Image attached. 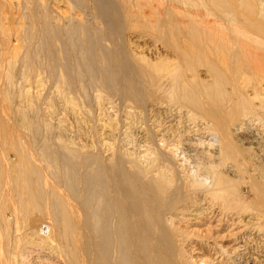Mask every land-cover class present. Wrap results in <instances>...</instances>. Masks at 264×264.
Wrapping results in <instances>:
<instances>
[{"label":"bare ground","instance_id":"bare-ground-1","mask_svg":"<svg viewBox=\"0 0 264 264\" xmlns=\"http://www.w3.org/2000/svg\"><path fill=\"white\" fill-rule=\"evenodd\" d=\"M74 1L77 2V4L83 3V0ZM98 2L101 3V6L99 7L100 13H102L101 15H115L117 12L116 5L113 4V2L109 0H97V3ZM262 2L264 1H238V7H241L242 9L240 16L248 25L247 29L249 31L251 29V31L258 32V34H233L232 36H228L229 34H201V29L194 20H189L188 18L183 17V28H185L187 34H161L160 37L162 39H170L169 42L167 41L169 50L166 49L164 51L165 53H156L155 60H151L152 57L147 58L143 55H133L134 62H132L131 59V61L127 59L129 60V62H127L124 60L126 58H122L120 49H118L119 51L115 50L113 53H110L106 49L107 52H109V56H103L104 61H101L102 63H105L100 69L98 66V68L96 67V62L98 61L97 51H100L98 54H101L105 49L103 47L104 41L115 47V38L117 34L116 36L111 34L114 27L111 25L113 22H108V25L105 28L95 26L97 28V30L95 29L97 31H95V33L88 32V34H84L88 27L85 28L82 25L86 24L84 23V20V22L80 20L83 22L81 24V22H77L80 18L75 21L70 15V17H68L67 14L59 15L61 11L57 14L59 15L57 18L56 16L54 18V16L49 13H45V15L40 14L41 11L40 13H36L34 9L32 12H26L28 8L26 5L27 8H24L25 11L23 15L25 18L23 16V21L27 20V22H22L28 26V21L34 20L35 18L36 21H39V26H41V29L39 28V30L42 35V42L40 45L42 46V50L48 54L46 55L50 57L49 59L54 61L58 60L56 59L58 57L56 55V44L57 42L59 43L57 44L59 48L60 40L65 39L63 41L65 42V44L63 43L65 51L68 50L72 56L76 55L77 59L79 58V61H82L81 65H79V62H76L78 63L77 66V64H73L76 61L73 59L76 58L68 56L70 54H67L68 59L66 62V58L64 57L66 63L64 66V78H67L66 80L70 81L76 78V81L77 79L79 81V77H89L90 84L91 81L93 83L94 80L95 84L97 83V85H99L100 83L102 87L108 88L114 96H118L120 99L124 100V103L127 104L129 110L128 113L136 114V112H138L137 118L146 117V110L150 109V112L151 110H154L157 113L160 112L161 115L163 114L167 123H170V126L171 124H175L172 122H175L176 120L178 121L176 122L179 124V127L180 124L187 125V123H193L194 125L197 121L201 122L199 119H201L202 122L204 121V123L203 126L199 124L201 127H198V130L195 128L197 131L194 134L193 132L190 133L192 130L182 134L180 133V137H178L179 140L174 144L172 142L171 145L169 144L170 140L168 141L167 135L170 134L172 137L173 135L174 137H177L179 135L176 134L179 132H174L172 131L173 129L160 131L156 127L154 128L158 131L153 132L146 126L147 119L144 118L143 121L146 123L145 126L147 128L143 130V126L142 130L146 140L143 139V134L141 135V140L146 141V144L149 143L151 147H148L147 145L144 147L148 149L146 151L144 150L146 154L144 152L145 155L143 157L140 156L142 159H135L133 157L126 158L124 157L125 155L123 156L122 154L123 151H120L121 153H119L120 149H114L115 147L110 149L111 147L107 146V144L105 146L110 147L106 148L110 149L111 152H109V157H107V153V158L104 159L99 154L78 153L76 150L62 148L59 144H56V147L60 146L61 148H58L54 152V148L50 147L51 145L49 146L46 142H43L42 145L39 146L41 147V150L36 156L32 153L33 151L35 152V150H31L32 152H30L28 145L23 139L24 137L18 130L19 132L15 133L14 139H12L13 141L10 142L11 144L12 142L14 143L15 149L17 153H19L18 163L17 161V164L14 163L15 167L12 172L15 188L11 185L10 186L15 189L19 195L18 197L16 194L19 199L17 203H15L17 205V210L15 211L17 217L21 219V221L24 220L25 231L23 232L21 230V232H23L22 241H20L21 238H17L19 240L18 242L15 240L17 235L14 239H11V232L19 231V226L17 225L18 227H15V229L13 227L14 230H12V227L9 225L6 218L7 215L4 208H0V264H8V261H10V264H26L23 253V250L28 247L26 245L37 246V248L38 246H41L42 250L43 247H45V250H52L50 252H53L52 254L55 255L57 260V263H54L55 260L53 259L54 262L52 264L215 263V260L206 258L205 260L200 259V261L197 262V259L195 260L190 256L189 258L186 255L185 245L182 246L178 243L187 241L191 243V241L190 238L179 229V225L189 221L188 216H196L197 214L195 212H199L200 210L197 206H199L200 203H203L204 199L208 196L214 199L223 200L224 204L228 202V204L224 206L225 208L227 206L232 207H230L232 212L230 213L229 211L231 214V218H229L230 216L228 217L229 219H232L233 216L237 215V209L242 207L241 204L243 200L247 203L252 202L253 204L258 202L259 206L264 207V187L255 182L253 184L249 183V186L245 183L248 188L251 189V198L248 200L247 197H243L244 194L240 192V187L225 176L226 173L224 175L217 171V169L215 170L213 167L210 168L209 165H207L206 168H210L211 170L208 169L207 172L203 171L202 165H199L201 162H198V166L193 167L191 166L193 163L195 164V162L192 161L193 157L192 159H189L192 161V164L191 161L188 162L187 159L195 154L193 153L195 151H193L195 146L198 147V150L200 148V151H197V153L201 152V149H203L202 153H206V156L207 154H210L213 157L218 158L226 157L225 160L227 158H232L237 150L235 149L234 138H232L233 132L237 134L246 133L247 137L245 140L250 146H258L261 140H263L261 139L262 137H260L263 136V134H257V132L253 131V127L250 125V121L253 120L254 117L259 116V111L264 109V22H262L264 20V3ZM139 6L142 5L137 3L136 7L139 8ZM125 7L128 8V4H125ZM8 9L9 7L6 9L5 3L0 1V62L11 64L21 54L20 50L23 48V45H20L21 41H18L20 36L17 39V42H19L18 45L15 46V44L13 45L11 43V40H13L12 36L15 35L16 38V34L18 33L14 29L17 23H9ZM153 9L158 12V15H161V11L159 12L155 8ZM61 13H63V11ZM126 13L127 17H124V20L126 18L130 20L132 14L129 13L128 10ZM103 17L108 20L107 15L106 17ZM109 17L110 16H108V18ZM76 18L77 16L75 19ZM53 19L58 21H61L62 19L65 26H61L63 21L62 24L59 25L55 23ZM101 19L103 20V18ZM31 25L32 24L29 25L30 29L32 28L30 27ZM17 26L19 27V24H17ZM178 27L180 26H177V28ZM23 28L25 29V27ZM66 28L67 34H64ZM89 29L87 30L90 31ZM11 30L14 34L11 33ZM179 38L184 39L185 45L180 46L174 41ZM229 40L232 44L234 43L233 47H229L231 45V43L228 42ZM27 48L28 47H25V50ZM124 49L125 48H123V50ZM22 50H24V48ZM42 50L40 49V51ZM34 51V54L36 55L38 50L35 48ZM34 51H32L31 54H33ZM124 51L123 55L126 54ZM26 53H22L25 55H23L24 59L22 58L25 62L24 66L31 68L33 61H30V56ZM42 54L43 53H41V56L43 57L44 54ZM101 56L100 59H103ZM124 57H126V55ZM44 60L45 58L43 61ZM23 61H21L22 66ZM62 61L63 60H61V62ZM34 62L36 63V60H34ZM37 64H40V62L38 63L37 61ZM44 64L45 66L48 65L45 61ZM14 65H16V63ZM54 65L53 68L56 67V64ZM57 68L58 67H56V69ZM24 69L27 70L26 68ZM47 69L49 70L50 68L47 67ZM58 69L57 71L59 73L60 70ZM53 72H55V70ZM58 79L60 80V78ZM86 81L88 82V80ZM79 83L83 85L85 81L83 83L79 81ZM81 84H79V87ZM97 85L95 87L93 83L94 88H97ZM101 86H98L100 87V92L103 91ZM91 87L88 89L94 90V88L91 89ZM95 93H98V91ZM119 98H116L118 101V107L121 106V104H119L121 101ZM0 99L2 98L0 97ZM258 101L261 103V106L259 107L260 110L256 107ZM118 107L117 109H120ZM3 109L5 110L4 105ZM123 110H125L126 113V108L124 109L123 107ZM119 113L121 114V112ZM133 118L132 115V119ZM134 119H136V117ZM155 119L154 123L156 125ZM141 120L142 118L140 119V122ZM159 120L160 119H158V121ZM239 120H243L240 122L241 124L234 123V121ZM8 125L10 124L4 121V119L0 123V149L8 139L5 134L6 132H9ZM163 125H165V123ZM123 126L125 127V123ZM184 126L182 127L185 128ZM119 127H121V124ZM159 127L161 128V126ZM125 128H123V130H127L128 127L126 126ZM189 128L192 129V127ZM117 131L120 132V129ZM157 133L161 136V146L166 147L165 151L161 148L160 144L158 145L157 140L159 138L156 140ZM120 134L122 135V133ZM172 137L170 138L173 139ZM109 138L107 136V140ZM111 139L114 141L115 138ZM117 142L118 141L116 140V146ZM65 145L64 147H66ZM112 145H114V142ZM184 145L189 148L192 147L193 152H191L193 154L189 151L192 154L191 156H188L189 148H185V151L182 152L181 147ZM123 148L121 147V150H123ZM167 148L170 149L168 150ZM86 152L88 153L89 151ZM125 152L126 151H124V154ZM2 153L5 154L4 152ZM93 153H95V151H93ZM3 154L0 157V175L4 174L5 176L7 172H4L6 171V168H8L7 166L9 162L6 161L7 159H4L5 157H3ZM17 155L18 154H16V157ZM198 155L200 154H197V156ZM181 160L183 162L180 165L178 162ZM194 160L196 159L194 158ZM58 171L61 172V174ZM244 175L246 176V174ZM5 177H3V175L2 177L0 176L2 180L4 178V181H7L5 180ZM4 181H2L1 185H3ZM8 183L9 182H7L6 185ZM11 183L13 184V182ZM1 190L3 192V189ZM7 191L10 192L11 190ZM6 194L8 195V193ZM9 194L11 197V193ZM257 194L259 196L256 198L255 195ZM11 205L13 206L14 203H11ZM224 206L223 209H225ZM197 209L199 210L197 211ZM201 212L203 213L202 209L199 212L200 214H198L201 215ZM240 212H242V210H240ZM246 212H248V210ZM37 213L40 214V216L47 217L48 224H41L40 217V219L35 217L37 219L33 220V215ZM15 219L13 221H15ZM12 224L13 223H11V225ZM234 224L235 223H233V225ZM260 228L262 229V227ZM22 229H24V226ZM18 234H20V231ZM35 235L36 237H34ZM23 246L25 247L24 249ZM229 248L230 247H228V249ZM228 249L222 245H217V248L214 250L218 251L217 254L224 257V260L227 259L228 261H232L233 264H236L238 261L240 264L241 261L238 259H232V255H236L237 250L235 249L234 253L229 255L228 252H230L232 248H230V250ZM31 250H33V248ZM253 256L251 254L250 258ZM35 259L37 258L35 257ZM248 259L249 258L241 264H252L250 259Z\"/></svg>","mask_w":264,"mask_h":264},{"label":"rangeland","instance_id":"rangeland-1","mask_svg":"<svg viewBox=\"0 0 264 264\" xmlns=\"http://www.w3.org/2000/svg\"><path fill=\"white\" fill-rule=\"evenodd\" d=\"M0 1H3L5 3L6 9L9 7V9H8V12H9L8 15H9V21H10L9 23L15 22V23L19 24V27L16 24L15 25L16 27L14 28L15 31L19 35L16 34V38H15V35H13L12 36L13 40H11V43L13 45L15 44V46L18 45L19 42H17V39L20 36L18 41H21L20 45L22 44L23 45L22 47L24 48V50H22L23 48H21V50H22V51L20 50L21 56L19 55V57L16 58L13 61V63L7 64L6 62H4V63L0 62V93H1L0 97L2 98V99H0V104H1L0 105V110H1L0 111V118H1L0 123L4 119V121H6L10 124V125H8V129H9L8 131L9 132L5 133L8 139L4 143V146L1 147L2 150L0 149V152H1L0 157L3 154L2 152H4L5 153V154H3V157H5L4 159L5 160L7 159L6 161L9 162V164L7 166L8 168H6V171L4 172V173L7 172L5 174L6 177L8 175L7 179L4 176V174L0 175L1 177L3 175V177H5V180H7V181H4V178H3V180H2V178H0V182H1L0 188L3 189V192L0 189V191H1L0 192V204H1L0 208H2V209L4 208L6 215H7V217H6V215H5V217L7 218L9 225L12 227V230H14L15 227L19 226L18 228H19L20 234H18L19 231H17V232H11L12 236L10 235L11 239H14V237L17 235L15 237V240L17 242L19 241L18 240L19 238H21L20 241L23 240L22 235H23V232L25 231V225H24L25 222H24V220L21 221V219H19L17 217L16 211H15V210H17L16 209L17 205L15 203H17V201H18L19 195L17 194V191L15 189H13V188H15V184H14V178H13L12 172L14 170L15 164L18 163L19 153H17V151L14 147V143L12 142V144H11L10 142L13 141L12 139H14V135L16 132L20 131L21 135L24 137L23 139H24L25 143L29 147L30 152L35 150V152L33 151L32 153H34L36 156L40 153V150H41V147H39V146H41L43 142H46V143H48L49 146L51 145L50 147L54 148V152L58 148L62 147V148L76 150V151H78V153L94 154V155L99 154L104 159H106L110 155V153H109V152H111L110 149H113V147H115L114 149H116V148L120 149L119 153H121L123 151L122 154H123V156L125 155L124 157H126V158H132L133 157L135 159H142V157L146 154L145 151L148 149V148L146 149L144 147H146V145L148 147H151L149 143L146 144V141H144L146 139L144 137L143 130H145L147 127L149 128V130L151 129L153 132H157L158 130L162 131L165 129H170V130L173 129L172 131H174V132L178 131L179 133H177L176 135H179V136H177V137H174V135L172 137V135H170V134L167 135L168 141L170 140L169 144H171L172 142L174 144L179 140L178 137H180V133L182 134L184 132H189L190 130H192V131H190V133L193 132V134H194L198 130V127L203 126V123H204V121L202 122V120L199 119L201 122L197 121V123L194 125H193V123L190 124V123L186 122L187 125L184 124L185 125L184 126L183 124H180V127H179L178 126L179 124L177 123L178 121L176 120L177 122L176 121L172 122L175 124H171V126H170L169 125L170 123H167L163 114L161 115L160 112H159L160 113L159 114L154 110H151V112H150V109H148L149 111L146 110V115H147L146 117L137 118L138 112H136V114L135 113L134 114L128 113L129 110L127 108V104L124 103V100L120 99L118 96L117 97L114 96L108 88L102 87L100 83H99V85H97V83L95 84V82L93 80L95 87L97 85V88H94L92 81H91V84L89 82L90 81L89 77H84L85 79L79 77V79H80L79 81L82 83L85 81V83H83V85L85 84L87 86H85V85L83 86L81 83H79L78 79H77V81H78L77 82L76 78L74 80H70V81L66 80L67 78L66 79L64 78V76H65L64 66L66 64L64 61V57L66 58L65 60L67 62V59H68L67 54H70V53L68 50L65 51V48L63 45V43L65 44V42H63L65 39L60 40L61 42L59 41L60 42L59 48L63 47V48H61L63 50L58 48V45H57V44H59L58 42L56 44V55L58 56V57L56 56L57 57L56 59H58V60L55 59L56 61H54V60L49 59L50 57L47 56L48 54L42 50V46L40 45V43L42 42L41 41L42 35H41L40 30H39V28L41 29V26H39V24H40L39 21L38 20L36 21V18L34 20L28 21L29 25L30 24L33 25V26L32 25L30 26L33 28V29L31 28L32 30L29 28V25L27 26V24H25V23L23 24V22H27L26 19H25L26 21H23V19L25 18L23 13L27 7L28 8H27L26 12L27 11L32 12L35 10L36 13H38V12L40 13V11H41L40 14L45 15V13H49L52 16H54V18H55V16L57 18L60 14H62V15L67 14L68 17L72 16L75 21L78 18H80V19H78L77 22L80 23L81 21L84 20L85 22L84 21L83 22L86 23L87 25L82 24L83 22H81V24L85 28L88 26L87 29L90 28L89 30L91 31L90 32L86 29L84 34H88V32L89 33H95V31L97 30L96 27L105 28L108 25V22L109 23L113 22L114 24L112 23L111 25H113L114 27L112 29L113 31L111 34H114L115 36L117 34V36L115 38L116 39L115 40V47L111 46V44L104 41L103 47L105 49L103 48L104 50L101 53L102 56H101V54H98V53H100V51H97L98 61L96 62V67L98 66L99 69L102 68L103 64L105 63V62L102 63V61H104L103 56H105V55L109 56V54H108L109 52L113 53L115 50H118V49H120L122 58H126L124 60L127 62H129L130 59L132 60V62H134L133 55H135V56H142L143 55L144 57H147V58L152 57L151 60H155L156 59L155 57L157 55L156 53H158V52L165 53L164 51L166 49L169 50L167 41L169 42L170 39L169 40L162 39L160 37L161 34H187L185 28H183V23H182L183 17L188 18L189 20H191V19L194 20L198 24L199 28L201 29V34H226V35L229 34L228 36H232L233 34H258V32L251 31V29L249 31L247 29L248 25L243 21L242 17L240 16L242 9H241V7H238V1L239 0L238 1L237 0H213V1L212 0H109V1L113 2V4L116 5L117 12L115 13V15L114 14L108 15L105 13L107 15L108 20H106L103 17V16L106 17V15H101L102 13H100V8H99L101 6V3L100 2L97 3V0H83L82 4H79V3L77 4V2H75L74 0H43V1L42 0H40V1L39 0H36V1L35 0H0ZM35 2H36V4H35ZM137 3H140L142 6H139V8L136 7ZM262 3H264V2H262ZM34 4H35V6H34ZM47 4H48V6H47ZM125 4H128V8L125 7ZM26 5H27V7H26ZM37 8L39 11L37 10ZM153 8H155L159 12L161 11V15H158V12L155 11ZM127 10L129 11V13L132 14L130 16L131 17L130 20L128 18H126L124 20V17H127V13H126ZM237 10L238 11L240 10V11L238 12ZM60 11L61 12L63 11V13H61ZM58 13H59V15H57ZM10 14H11V16H10ZM23 16H24V18H23ZM76 16H77V18L75 19ZM108 16H110V17L108 18ZM117 16H118V18H117ZM101 18H103L104 21ZM53 21H55V23L61 25L63 20L61 19V21H58V20L53 19ZM241 21H243V22H241ZM37 22H38V24H37ZM162 22H163V24H162ZM262 22H264V20ZM104 23H106V24H104ZM24 25H26V26H24ZM61 26L62 27L65 26L64 21H63V24ZM177 26H180V27L177 28ZM23 27H25V29ZM29 29L31 30V33H30ZM180 29H182V30H180ZM26 30L28 33L26 32ZM23 31L25 32V34ZM11 33H13L12 30H11ZM32 33H34V34H32ZM64 34H67V28H66V31L64 32ZM118 34H119L121 39L119 38ZM31 36H32V38H31ZM24 37L27 39H25ZM36 40H37V42H36ZM174 41L180 46L185 45L184 39H182V38L176 39ZM28 42H29V44H28ZM228 42H230V40ZM230 43H231V45L229 47H231V46L233 47L234 43L233 44H232V42H230ZM26 45H28V46H26ZM29 45H30V47H29ZM36 45H37V47H36ZM25 47H28L27 49L30 52L27 49L25 50ZM107 47H109V48H107ZM35 48H36V50H38V52H36V55L34 54ZM123 48H125L124 49L125 51L123 50ZM40 49L43 52L40 51ZM106 49L109 52H107ZM59 50H60V54H59ZM122 50L126 53L125 54L126 57H124L125 55H123L124 53ZM32 51H34L33 54H31ZM62 51H63V54H62ZM23 52H24V54L27 52L28 54L27 53L26 54L28 56H30V61H33L31 68H29L27 66L28 67V69H27V67L24 66L25 62L23 61V59H24L25 55L22 54ZM39 52L43 53L44 56L42 57L41 53H39ZM57 52H58V54H57ZM37 53H38V55L39 54L40 55L38 56ZM61 54L63 55V58H62ZM153 54H154V56H153ZM33 55H35L36 57ZM68 56H72V54H70ZM74 56H72V57L76 58V59H73V60L74 61L76 60V61L75 62L73 61L74 62L73 64L74 65L77 64V66H78V63H76V62H79V65H81L82 61H79L80 59L79 58L77 59L76 55H74ZM100 56L103 59H100ZM128 56H130V57H128ZM153 57H154V59H153ZM44 58H45V60H44L45 63L48 64L46 66H45L44 61H43ZM127 59H129V60H127ZM34 60H36V63L34 62ZM61 60H63L62 61L63 63L61 62ZM21 61H23V66L28 71L23 68ZM37 61H38V63L40 62V64H37ZM48 61H50V62H48ZM15 63H16V65H14ZM41 63H42V65H41ZM98 63H99V65H98ZM43 64H44V66H43ZM51 64H52V66H51ZM54 64H56V67L59 68V69L57 68L58 70H60L59 73H58L56 67L53 68V66H55ZM57 65H59V66H57ZM35 67H36V69H35ZM47 67H49L50 69L48 70ZM45 69H47V70H45ZM30 70H31V72H30ZM54 70H55V72H53ZM50 73H51V75H50ZM57 75H58V77H57ZM58 78H60V80ZM77 78H78V76H77ZM86 80H88V82ZM66 81H67V83H66ZM64 83H66V84H64ZM69 83L73 86H71ZM78 83L81 84L82 87H81V85L79 87ZM86 83H88L89 85ZM77 84H78V86H77ZM98 86H101V88L103 90V91L101 90L102 92H100V90H99L100 87H98ZM84 87H86V88H84ZM90 87H91V89L94 88V90H89L88 88H90ZM69 88H71V89H69ZM81 88H82V90H81ZM96 90L98 91V93H95V92H97ZM70 91H71V95H70ZM84 91L87 93H85ZM105 92H107V93H105ZM84 94H87V95H84ZM79 95H81V96H79ZM67 98H69V99H67ZM71 98H72V100H71ZM116 98H119L121 100V101L119 100L120 101L119 104H121V106L119 105L120 107H118V101ZM260 104H261L260 101H258L256 103V107L259 110H260L259 107L261 106ZM3 105L5 107V110L3 109ZM6 107H7V109H6ZM117 107L120 109H117ZM123 107H124V109L126 108V113H125V110H123ZM119 112H121V114ZM127 113H128L129 117L127 116ZM124 115H126V116H124ZM132 115L134 118L136 117V119H134V118L132 119ZM258 115L259 116L254 117L253 120L250 121V125H251V127H253L252 128L253 131L257 132V134L258 133L260 135L263 134V136H260V137H262L261 139H263V140H261V142L259 144L260 146L259 145L258 146H254V145L250 146V144L247 143V141L245 140L247 137L246 133L237 134V133L233 132L232 138H234L233 141L235 144V149H237V150L235 151L232 158H227L225 160L226 157H219L218 158V157H213L210 154H207V156H206V153H204V154L202 153L203 149H201V152L197 153V151H200V148L198 150L197 146H195V148L193 149V151L195 150L194 152L192 151V147L189 148L188 146H185V145L183 146L184 148L181 147L182 152L185 151L184 150L185 148H189L188 152L192 151L193 153H195V154H193L191 152L193 155L190 152L188 153V156L189 155L190 156L192 155V156H191V158L188 157L187 161L190 162L191 160H189V159H192V157H193L192 161L195 162V164L197 162V164L195 165L194 163L192 164V161H191V164H192L191 166H193V167L198 166V164H199L198 162H201L199 165L200 166L202 165L203 171L207 172L208 169L213 167V169H215V170L217 169V171L223 173L224 175L226 173L225 176L228 179L235 182L240 187L239 190L241 193L244 194L243 197H245V198L247 197L248 200H250V198H251V195H250L251 189L248 188V186L251 183L253 184L255 182V183L259 184L260 186L264 187V153H263L264 152V148H263L264 147V142H263L264 141V125H263L264 124V109L260 110ZM153 117H154V119L156 118L155 119L156 125L154 123ZM127 118H131V119H127ZM141 118H142V120L140 122ZM144 118L147 119V121H146L147 124L143 121ZM158 119H160V120L162 119L164 121H162V120L158 121ZM134 120H136V121H134ZM120 121H121V123H120ZM148 121L150 122V124ZM242 121L243 120L234 121V123L241 124L240 122H242ZM130 122H132V123H130ZM151 122H153V123H151ZM115 123H116V125H115ZM124 123H125V127L126 126L128 127L127 130H123V128H125L123 126ZM164 123H165V125H163ZM120 124H121V127H119ZM129 124H130L131 128H130ZM145 124L147 127L145 126ZM157 124H158V126H157ZM197 124L198 125L200 124L201 126L200 125L198 126ZM134 125H136V126H134ZM159 126H161V128ZM182 126H184L185 128H183ZM188 126L192 127V129L189 128ZM142 127H143V130H142ZM150 127H152L153 129ZM154 127H156L158 130L155 129ZM178 127H179V129H178ZM195 128H197V130H195ZM118 129H120V132L117 131ZM182 129H184V130H182ZM129 130H130V132H129ZM108 131H111V132H108ZM36 132H37V134H36ZM114 132H117V133H114ZM120 133H122V135ZM123 134H125V135H123ZM8 135H9V137H8ZM141 135L144 137L143 138L144 140H141L142 139ZM240 135H241V137H240ZM104 136H106V137H104ZM107 136H108V138L110 137L108 140H107ZM119 136H120V138H119ZM122 136H123V138H122ZM130 136H131V138H130ZM170 137H172L173 139H171ZM111 138H115L114 141ZM160 138H161V136L158 134L156 140L158 139L157 140L158 145L160 144V146H161L162 142H160V140H161ZM116 140L119 142V143L117 142L118 147L116 146V143H115ZM123 140H125V141H123ZM166 140H167V138H166ZM109 141H111V142H109ZM168 141H167V143H168ZM113 142H114L115 146L112 145ZM142 142H143V144H142ZM6 143H7V145H6ZM108 143H110V144H108ZM56 144L61 145V147L60 146L56 147ZM106 144H107V146H110L111 148L105 146ZM64 145L66 147H64ZM106 147L110 148V149H107ZM121 147L122 148L124 147L123 150H121ZM79 148L81 151L79 150ZM89 148H90V150H89ZM97 148L102 149V150H99ZM161 148H163L164 151L166 149V147H163V146H161ZM170 148H167V149L169 150ZM83 149H84V152H83ZM92 149H93V151H95V153H93ZM257 149H259V150L261 149V150L259 151ZM104 150H105V152H104ZM86 151H89V152L87 153ZM106 151H108V152H106ZM124 151H126L128 153L125 152V154H124ZM101 152H103V153H101ZM144 152H145V154H144ZM107 153H108V155H107ZM16 154H18L17 157H16ZM197 154H200V155L197 156ZM106 155H107V157H106ZM140 156H142V157L140 158ZM194 158L196 160H194ZM205 159H206V161H205ZM214 160H216L217 162ZM16 161H17V163H16ZM182 162L183 161L181 160L178 163L181 165ZM227 163H228V165H227ZM207 165H209L210 168H206ZM179 167H181V166H179ZM7 169H8V171H7ZM205 169H207V170H205ZM240 170L242 173L240 172ZM59 173L61 174V172H59ZM244 174H246V176ZM11 177H12V180H11ZM249 177H251V178H249ZM1 180L4 181L3 182L4 186L1 185L2 184ZM248 181H251V182H248ZM5 182L6 183L9 182V183L6 185ZM11 182H13V184ZM245 183L247 185L249 183L250 184L247 186ZM10 185L13 186V188H11ZM243 185H244V188H243ZM5 188L7 190H11V191L9 192ZM15 191H16V193H15ZM6 193H8L9 196ZM9 193H11V195L13 197L12 196L10 197ZM16 194L18 197L16 196ZM255 196L257 198L259 195L257 194ZM10 198L13 200V202ZM16 198H17V200H16ZM206 198L204 199V202L202 201L203 203H200L199 206H197L200 210L202 209L204 214L201 212L202 214L199 215L200 210L197 209V211L199 210V212H195V213L198 216L197 215L196 216H188L189 221H187L185 223H181L179 225V229H181V231H183L185 233V235H187L190 238V241H191V243L189 241L178 243L179 245H182V246L185 245V250H186L185 252L187 253L186 255L188 257L190 256V257L194 258L195 260L197 259V262H199L200 259L205 260V258H206V259L215 260L216 262L213 264H218V263L233 264L232 261H228L227 259L224 260V257L219 256L217 254L218 251L214 250L215 248H217V245L218 246L222 245L226 249H228V247L232 248V250H230V248L228 249V250H230V252H228L229 255L233 254L235 249L237 250V254L236 255L233 254L234 256L232 255L233 260L238 259L242 263L247 258H249L252 264H264V207L259 206L258 202L253 204L252 202L247 203L246 201L243 200L242 204H241L242 207H240L241 209L240 208L237 209V211L239 213L237 212L236 213L237 215L233 216V218H232L233 220H232V219H229V218H231L230 213L232 212L231 211L232 209H230L231 206H229V207L227 206L228 208L227 207L225 208V206L228 204V202L226 204H224L223 200L214 199L210 196H208ZM209 200H210V202H209ZM212 201H214V202H212ZM215 202H217V203H215ZM11 203L12 204L14 203V205L12 206ZM219 203H220V205H219ZM8 206H9V208H8ZM223 206L225 209H223ZM13 208H15V209H13ZM217 208H219V209H217ZM222 209L224 210V212ZM240 210H242V212H240ZM247 210H248V212H246ZM229 211H230V213H229ZM15 215H16V217H15ZM35 215H37V216H35ZM208 216H210V217H208ZM35 217L41 218V220H40L41 224L42 223L46 224L48 222L47 217L45 218L42 215L40 216V214H38V213L34 214L32 219L33 220L37 219ZM188 217H187V219H188ZM14 219H15V221H13ZM228 219H229V221H228ZM22 222H23V224H22ZM11 223H13L12 224L13 226L11 225ZM233 223H235L234 224L235 226L233 225ZM236 223H237V225H236ZM247 225H249V226H247ZM23 226H24V229H22ZM13 227H14V229H13ZM260 227H262V229ZM21 230L23 232H21ZM15 233H17V234H15ZM34 237H36V235ZM250 241H251V243H250ZM24 246H23V249L25 248ZM26 246H28V247H26L23 250L24 259H25L26 264H28V263L29 264H50V263L52 264L54 262L53 259L55 260L54 263H57L55 255L52 254L53 252H50L52 250H49V251L47 249L45 250V247H43V250H42L41 246H38V248H37V246L34 247L32 245L31 246L26 245ZM32 248H33V250H31ZM38 251H39V253H38ZM47 252L50 256L47 254ZM251 254H252V256L254 255L252 258H250ZM35 257L37 259H35ZM51 260H52V262H51ZM8 264H10V261H8ZM236 264H239V262L237 261Z\"/></svg>","mask_w":264,"mask_h":264}]
</instances>
